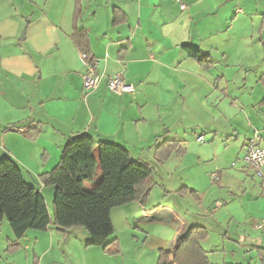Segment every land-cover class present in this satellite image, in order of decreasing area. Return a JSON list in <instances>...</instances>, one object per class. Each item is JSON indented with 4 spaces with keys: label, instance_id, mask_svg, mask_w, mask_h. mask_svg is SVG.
<instances>
[{
    "label": "crops",
    "instance_id": "crops-1",
    "mask_svg": "<svg viewBox=\"0 0 264 264\" xmlns=\"http://www.w3.org/2000/svg\"><path fill=\"white\" fill-rule=\"evenodd\" d=\"M114 9L123 14L117 24ZM75 27L86 31L100 75L90 92L82 88L87 66L72 40ZM183 47L204 52L213 65L199 67ZM237 68L243 69L238 84H247L251 74L260 85L264 0H0V160L12 159L26 183L53 201V188L43 187L38 177L58 165L63 147L74 138L86 135L114 143L141 162L146 154L154 160L155 148L164 141L179 142L186 154L185 137L170 139L169 129L185 131L187 101L199 110L216 99L221 84L234 83L237 72L232 69ZM117 75L133 87L132 93L116 95L107 89L108 78ZM220 91L225 95L227 88ZM205 106L206 114L217 116L211 105ZM247 126L243 145L258 133L264 146V130L250 122ZM31 132L32 139L26 136ZM93 155L98 160V147ZM243 172L252 174L245 167ZM262 182L260 189L239 194L235 184L224 186L230 198L211 218L218 226L227 222L233 227L232 236L211 250L200 243L209 264H260L264 178ZM93 187L85 185L88 191ZM190 227L203 225L184 224L175 239ZM1 228L6 230L2 221ZM37 237L27 231L14 252L7 250L12 233L0 239V264H80L77 251L89 250L88 239ZM101 258L109 264L116 260ZM85 260L82 264H89L88 255Z\"/></svg>",
    "mask_w": 264,
    "mask_h": 264
},
{
    "label": "rangeland",
    "instance_id": "rangeland-1",
    "mask_svg": "<svg viewBox=\"0 0 264 264\" xmlns=\"http://www.w3.org/2000/svg\"><path fill=\"white\" fill-rule=\"evenodd\" d=\"M232 70L237 72L233 77L234 83H223L219 87L220 90L227 88L225 95L218 90L217 98L201 104L200 111L197 104L195 106L191 100L187 101L186 130L177 127L169 129L170 139L185 137L186 154L179 156L174 153L162 164L156 163L147 154L141 159L152 168L151 192L147 201L114 208L110 216L115 246L106 250L87 247L89 250L85 253L77 251L80 264L86 255L89 264H109V260L102 259L101 255L115 258L111 264H157L158 250L170 248L176 230L184 224L203 225L207 231L202 241L205 250H211L226 236H232L233 227H228L227 222L218 226L211 218L212 213L230 198L224 186L235 184L236 194L255 191L260 189L264 178V175L259 177L254 173H244L242 162L245 150L243 134L249 129L248 122L253 128L264 130V105L259 104L264 97V88L256 84L251 74L247 84H238L239 72L243 69ZM205 104L211 105L217 116L206 114L208 107ZM199 136L203 137L202 143L197 141ZM131 158L134 159L133 155ZM211 174L217 175V181L210 178ZM100 177L98 172L93 183L86 186H95ZM44 198L52 215V200L45 192ZM2 222L6 230L0 229V239H6L11 230L6 220ZM31 231L38 233L37 239H88L82 228L61 232L50 226V230Z\"/></svg>",
    "mask_w": 264,
    "mask_h": 264
},
{
    "label": "trees",
    "instance_id": "trees-1",
    "mask_svg": "<svg viewBox=\"0 0 264 264\" xmlns=\"http://www.w3.org/2000/svg\"><path fill=\"white\" fill-rule=\"evenodd\" d=\"M113 13V23L122 22L123 14L118 9ZM72 40L92 64L86 31L75 27ZM183 49L199 67L208 69L213 65L204 52L190 47ZM259 83L264 88V75ZM259 104L264 105V99ZM26 136L32 139L35 134ZM95 147L98 160L93 155ZM174 153L183 156L185 151L179 142L164 141L155 148L154 160L162 164ZM97 168L101 177L88 191L85 185L93 183ZM151 177L150 165L131 159L124 147L97 142L86 135L74 138L63 147L58 165L38 177L43 187L54 190L51 215L42 194L24 180L21 168L4 157L0 160V222L6 220L14 238L8 244V252L20 248L19 241L27 231H46L50 226L61 232L82 228L88 234L87 247L103 250L114 247L111 211L131 202L144 204L151 192ZM206 236L203 227L188 228L170 248L158 250L157 264H209L207 252L200 244ZM257 255L260 264H264V249H257Z\"/></svg>",
    "mask_w": 264,
    "mask_h": 264
},
{
    "label": "built area",
    "instance_id": "built-area-1",
    "mask_svg": "<svg viewBox=\"0 0 264 264\" xmlns=\"http://www.w3.org/2000/svg\"><path fill=\"white\" fill-rule=\"evenodd\" d=\"M81 59L85 61L87 66V71L82 76V88L84 92H90L97 87L100 75L95 71L94 62L89 64L83 54H81ZM107 89L116 95L132 93L134 91L133 87L126 84L119 75L108 78ZM197 141L202 143L203 137H198ZM260 143V135L258 133H254L245 145L242 162L244 163L246 170L262 177L261 170L264 167V146H261ZM210 178L213 181H217L216 174H211Z\"/></svg>",
    "mask_w": 264,
    "mask_h": 264
},
{
    "label": "water",
    "instance_id": "water-1",
    "mask_svg": "<svg viewBox=\"0 0 264 264\" xmlns=\"http://www.w3.org/2000/svg\"><path fill=\"white\" fill-rule=\"evenodd\" d=\"M23 35H24V31H23L22 34H21L22 38H23Z\"/></svg>",
    "mask_w": 264,
    "mask_h": 264
}]
</instances>
